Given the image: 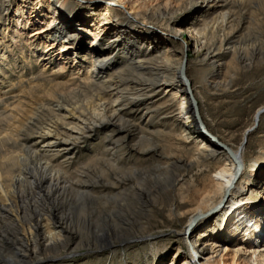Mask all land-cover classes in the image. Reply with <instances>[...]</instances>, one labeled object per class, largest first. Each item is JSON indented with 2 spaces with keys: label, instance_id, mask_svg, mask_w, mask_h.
<instances>
[{
  "label": "rangeland",
  "instance_id": "1",
  "mask_svg": "<svg viewBox=\"0 0 264 264\" xmlns=\"http://www.w3.org/2000/svg\"><path fill=\"white\" fill-rule=\"evenodd\" d=\"M63 2L68 18L80 28L79 35L71 37L55 28ZM106 5L108 14L102 15L100 10ZM159 10L169 15L160 16ZM105 15L103 26L99 19ZM225 17L224 29L216 28ZM43 25H48L46 30ZM180 26L205 30L211 44L228 38L232 46L244 48L234 53L225 47L218 54L222 64L217 66L212 60L203 61L190 47L185 49L190 40L177 33ZM114 27L134 28L148 38L134 41L136 47L153 54L166 49L175 66L183 64L187 53L186 77L207 131L197 118L198 124L191 123L192 130L185 131L183 122L174 118L179 96L164 86L159 95L122 110L135 129L128 143L112 130L113 124H103L84 135L68 158L46 154L66 169L68 185H88L93 197L69 188L46 195L44 187H36L32 194L30 186L21 183L14 198L20 214L30 219L15 224L8 215L0 217V264H183L189 256L184 227L195 206L181 203L199 200L204 190L220 189L229 179L231 161L222 152L209 155L211 145L228 146L242 155L246 175L253 173L250 165L256 159L264 158V0H0V170L4 182L12 183L11 176L22 170L16 158L23 155L25 144L35 142L39 126L53 119L48 105L55 107L62 97L67 106H81L79 111L88 117L99 95L107 102L119 95L114 88L107 90L106 78H95L92 69L97 61L91 51L99 45L100 58L110 59L104 64L107 74L115 75L116 65L132 60ZM70 37L72 50L59 54L63 41ZM217 70L220 77L214 81ZM172 75L169 82L180 87ZM178 77L184 79L181 74ZM119 144L136 146L125 151ZM255 174L250 182L240 181L259 188L247 200L250 209H246L257 217L261 212L264 216V164ZM227 199L226 207L238 200ZM243 204L237 203L236 208ZM173 208L182 216H171ZM223 210H215L208 221H199L192 235L216 220L220 228L216 234L223 249L227 246L226 264H258L256 259L264 264V238L249 243L247 237L232 236L225 231L227 211ZM43 212L50 218L55 214L69 219L61 241L47 248L35 228L40 217L34 215ZM52 222L54 228L59 227L55 218ZM198 239L202 242L201 236ZM180 246L184 251L175 259ZM190 264L197 263L192 260Z\"/></svg>",
  "mask_w": 264,
  "mask_h": 264
},
{
  "label": "bare ground",
  "instance_id": "2",
  "mask_svg": "<svg viewBox=\"0 0 264 264\" xmlns=\"http://www.w3.org/2000/svg\"><path fill=\"white\" fill-rule=\"evenodd\" d=\"M39 10H41V7ZM59 10L61 11V15H59V22L55 26L57 31L60 33L65 32L71 37L79 35L80 28L77 24L72 22L66 14V2L62 3ZM100 11L102 12V15L104 12L105 14H108L109 7L106 5L105 8H102ZM26 13L30 12L27 11L25 14ZM158 13L163 17H167L169 15V12H165L164 10H159ZM107 19L106 15L101 17L99 19L100 22H103L101 25L104 26ZM177 24H174L173 26L175 27ZM226 25L227 19L225 17L220 23V26L219 24L216 25V28L220 27L224 29ZM47 26L43 25L41 27L42 30H46ZM114 30L118 36L117 40L121 38L120 40L122 41V46L126 51H128L132 60L128 63L116 65L115 69L117 72L115 75L107 74V67L104 64L110 59H108L109 57L107 59L100 58L101 45H99L94 47L91 51V53H93L92 55L95 56L94 61H97V63L92 65V69L95 78H106L103 85H105L107 90L110 91L114 88L115 90H118L119 95L109 102H107L104 95H99L100 100L95 107H91V112L88 113V117L84 116L82 112L79 111L81 110V106H67V104L61 100L62 97L58 99L55 107L51 105L50 107L48 105L50 111L53 113V121L50 120L49 123H42L35 132V142L25 144L23 155L16 158V162L21 164L22 170H19L17 175H10L12 183L4 182V173L0 170V217L8 215L15 224H18L20 221L22 222V220L29 221L30 218L25 219L24 216L20 214L17 200L14 198V195L17 193L16 191L21 183L29 185L32 194L34 188L36 187H44L46 195L51 194L55 190H64L69 188L82 196L93 197L88 185L81 188H77L72 184L68 185L66 179V169L61 167L59 162L57 163L53 158L47 157L46 154L60 157L66 156V158H68V156L72 153V149L78 147V143L83 139L84 135L90 134L92 131H95L98 126L101 127L103 124H113L112 130L121 134L123 136L122 141L124 140L125 143H128L133 137L135 129H133V126L130 125V120L124 119L122 110L129 105H139L143 101V98L159 95V92L164 86H170L169 90L175 91V94L179 96L180 99V104L174 109V111H176L174 114L175 120L183 122L185 131L192 130L194 126L191 123L194 122L198 124L196 119L197 117L192 112L193 106L187 93L184 79L181 78V80H178V75L181 74L182 65L180 63L176 64V66L173 65L170 53H168L166 49L158 54H153L150 51H143L136 47L133 43L134 41L145 42L148 38L143 37L142 34L137 32L134 28H125L120 30L119 28L114 27ZM177 33H179V35L185 34L189 37L190 46L186 43L185 49L190 47V50L193 53L198 54L199 58H202L203 61L212 60L213 63L217 64V66L222 64L221 61L223 57L218 58V54L221 51L224 52L225 47H227V49H231L234 53L242 51L244 48L241 46L242 44L232 46L228 38H221V40L216 44H211L207 38L205 30L198 29L195 26H189L187 29L181 27L178 29ZM71 37L69 40L63 41L59 54H65L67 53L66 51L69 52L72 50L73 45ZM217 71L218 72L215 75L214 81H217V78L220 77V71ZM171 75L175 76L177 81L181 82V84H179L181 85L180 87L175 85V82H169ZM218 84H222V81L220 80ZM131 90H133V92ZM66 106L68 109H66ZM151 109L154 108L151 106ZM78 111L80 113H78ZM142 116H144L146 120L149 119L145 114ZM202 128L207 131L205 126ZM119 146V148L126 151L130 149L128 146L135 148L136 145L119 144ZM211 146L212 148L209 150V155L215 152H222V157H226V160L231 161V168L228 169L230 171L229 179L220 189L217 187H211L204 190L202 194L200 193L198 195L200 198L199 200L187 201L184 197H182L185 201L181 203V206H195L189 223L184 227V240L188 247L187 253L189 256L184 257L183 264H190L192 260H194L197 264H226L225 254L223 252L227 246L223 249L222 239H220L216 234L220 230L218 227V221L215 220L209 225L206 224L204 229H202L199 234L192 235L196 232L195 229L198 226L199 221H208L215 210L221 211L226 208L227 212L223 217V219L226 220L225 231L227 230L230 234H232V236H239L238 238L243 236L244 238L247 237L249 243H254L259 241V239L264 238L258 236L259 233L264 235V216L262 215V212H259L260 216L255 217L256 213H248V210H246L247 208L250 209V204L247 203V200L249 201L251 196H253L255 192H258L259 188L249 187V185H247V187L245 186L246 184L240 181L242 178H244L247 182L252 181V178L256 175L255 173L264 164V158L260 157L259 159H256L253 164L250 165L253 168V173H248V175H246V165L240 158L242 155L238 156L227 147L221 148L218 147L217 144H213ZM228 152L231 155L230 157L228 156ZM244 194L247 195V197L245 196L243 198L242 196H244ZM230 196H233L238 200L237 202L233 201L226 207V205L224 206V202ZM217 198L219 200L216 201ZM67 199L71 200L70 197H67ZM244 200L246 201L244 202ZM241 202L244 203V207L240 209L236 208V204H240ZM51 210H54V206ZM233 211L234 214L232 213ZM13 212L16 214L15 217L12 216ZM170 214L174 218L182 216L177 212L176 208L170 209ZM45 215H47L46 212H43L42 214L38 213L37 215H34V217H40V219H37L35 223V228H38V232L36 234L38 237L43 239L44 242L42 245L47 248L48 246H51L52 244L56 245L59 241H61V231L64 229V224H66V228L68 227L69 219H67L68 217L66 216L65 221L64 218L55 217V214L52 215L51 218L49 215L45 218ZM54 218L55 224H58L59 222V227L57 228L52 226V219ZM16 220H18V222ZM41 228L43 229V232H40ZM199 236H201L202 242L199 241ZM182 249V246L178 248L174 257L175 259L179 258V255H181L184 251H182ZM261 262L263 263L264 259H262ZM254 263L260 264V261L256 259L254 260Z\"/></svg>",
  "mask_w": 264,
  "mask_h": 264
},
{
  "label": "water",
  "instance_id": "3",
  "mask_svg": "<svg viewBox=\"0 0 264 264\" xmlns=\"http://www.w3.org/2000/svg\"><path fill=\"white\" fill-rule=\"evenodd\" d=\"M186 55H187V53H185V57H184L183 64H182V67H181V75L184 77L186 90H187V93H188V95L190 97L192 106L194 108V114L197 117V119L199 120L200 125L202 127H204L205 123H204L203 118L201 116L200 109H199V104H198L197 98L194 95V92H193V89H192V86H191V81H190V79L188 77H186V74H185L186 58H187ZM208 132H209V134L213 135L210 131H208Z\"/></svg>",
  "mask_w": 264,
  "mask_h": 264
}]
</instances>
